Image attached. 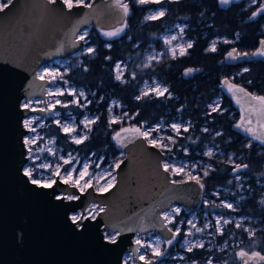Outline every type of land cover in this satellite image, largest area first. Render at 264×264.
I'll use <instances>...</instances> for the list:
<instances>
[{
    "label": "water",
    "instance_id": "1",
    "mask_svg": "<svg viewBox=\"0 0 264 264\" xmlns=\"http://www.w3.org/2000/svg\"><path fill=\"white\" fill-rule=\"evenodd\" d=\"M236 1L221 4L219 0V5L227 8ZM89 2L91 9L68 10L62 0L55 3L11 0L0 10V264H125L127 255H132L136 264H145L147 260L139 259L145 248L135 240L153 233L165 242L174 241L176 231L164 220V214L174 207L192 214L204 205V182L177 181L170 170L164 171L162 165L167 152L140 135L141 126L116 131L113 142L124 157L116 168L114 186L107 192L98 193L93 186L81 194L76 188L61 183L60 176L55 177L52 188L45 189L32 184L24 175L30 161V149L25 143L30 130L25 121L33 116L47 118L54 113L48 103L51 81L38 76L39 70L77 55L86 44V39L78 37L90 28L102 33L122 29L120 35L127 27L129 14L124 15L116 0ZM123 2L129 6L127 0ZM262 9L264 5L249 20L263 14ZM262 42L264 38L251 53L231 48L232 56L228 53L226 62L264 60V56L254 55L264 51ZM198 71L187 68L183 74L188 77ZM237 93L240 95L237 105L244 112L242 126L252 125V134L264 139V106L245 88ZM33 99H41L43 107L35 109L32 104L29 108L23 107L25 101ZM244 166L239 170L235 166L231 175L246 173L248 165ZM68 195H79L80 199H57ZM93 204L103 207L104 212L95 220L83 221L82 228H77L70 217L85 213ZM128 228L136 230L128 231ZM114 232H119L118 243L110 244L106 234ZM239 258L248 264H264V260L252 253ZM149 260L160 263L159 258Z\"/></svg>",
    "mask_w": 264,
    "mask_h": 264
},
{
    "label": "trees",
    "instance_id": "2",
    "mask_svg": "<svg viewBox=\"0 0 264 264\" xmlns=\"http://www.w3.org/2000/svg\"><path fill=\"white\" fill-rule=\"evenodd\" d=\"M127 1L129 18L125 31L109 38L91 28L89 42L96 49L94 55L83 56L82 61L72 66L66 76L77 87H84L94 93H91L93 104L100 102L97 108H87L100 115L91 137L76 145L67 142V135L58 128L51 134L58 138L60 144L66 146V150L77 152L82 158L91 154L107 157L119 153L113 138L120 129L142 124L153 125L163 118L167 122L176 118L189 121L190 130L178 138L177 144L189 153L185 155L182 150H176L178 156L189 161L206 160L208 158L204 155L205 145L211 144L225 158L229 155L241 156L244 160L246 158L248 171L241 174L249 176L248 183L253 192L242 201L237 213L256 218L259 225L264 226V148L259 147L256 141L250 147L246 146L251 138L234 127L239 113L222 88L224 80L233 77L234 82L245 84L251 92L264 95V60L241 64L226 62V56L233 47L244 53H251L258 48L264 38V13L249 20L260 7L248 4L246 0L230 4L227 8L220 7L219 0H173L162 2L161 5L167 11L162 18L144 22L147 11L154 5H140L135 0ZM177 23L186 27V36L193 42L187 56L166 58L163 62L144 69L137 67L145 50L151 45L160 48L159 36ZM215 39H220V42L217 49L212 51L210 46ZM222 39L231 42L226 43ZM118 62H126L123 83L114 78V66ZM244 66L247 69L242 71ZM187 68L199 71L186 77L183 73ZM153 78L167 85L171 96L137 98L140 86L145 80ZM218 96L223 97V111L208 113L206 106ZM113 97L121 102L123 111L128 116H133L129 124L114 123L110 126L107 122L106 108ZM208 161L212 170L201 180L205 184V193L218 187L229 186L233 189L235 177L231 173L234 167L216 157L209 158ZM260 181L263 186L257 188ZM206 209L203 205L200 211L204 212ZM217 211L221 212L218 209ZM223 213L229 212L226 210ZM228 233L237 236L241 233L248 244L254 245L253 250L264 253L263 229L257 230L249 239L242 232L230 229ZM225 238L226 236L218 238V243H223ZM224 253L226 252L217 253L216 260H220V264H240L235 252L230 253L227 262L222 257ZM218 255L222 258L218 259ZM201 257L202 254L194 255V259Z\"/></svg>",
    "mask_w": 264,
    "mask_h": 264
},
{
    "label": "rangeland",
    "instance_id": "3",
    "mask_svg": "<svg viewBox=\"0 0 264 264\" xmlns=\"http://www.w3.org/2000/svg\"><path fill=\"white\" fill-rule=\"evenodd\" d=\"M89 1L90 0H86V3ZM164 1L173 0H158L156 3L149 2L145 4L154 6H152V8L147 11L148 13L143 19L144 22L160 19L166 14V9L161 5ZM238 1L239 0H237L236 3H238ZM246 2L248 4L250 3L253 5H258L259 7L264 5V0H246ZM159 11H163L164 15L158 16L156 19H147V17L152 16ZM185 28L186 27L183 24L177 23L174 26L166 29L163 34L159 36L161 47H155V45L149 46L148 49L145 50L143 58L141 62L138 63L137 67L144 69L161 63L166 58L176 59L187 56L190 49L187 47V44L191 43L193 46V42L187 38ZM90 29L83 32L87 33L85 37L87 43L85 44V48L82 49L77 55L72 56L67 60H57L56 62L48 64L46 67H43L39 70V73L42 74V78L51 81V85L47 90L48 103L49 106L54 109V113L52 116L47 118L33 116L27 118L26 120L27 122H30L26 127L30 130L26 136V140L34 142L26 144L28 149H30V161L26 165L25 169H32L33 175L37 179L46 180L50 177L55 179V177L52 176V173L55 171L57 164L61 166V176H63L67 170L74 167L76 172L73 173V179H76L78 178V173L83 170V165L88 164V174L85 175L84 180H81V185H83L85 181L91 178V175L89 174H103L105 172H112V174L115 176L116 168L114 165L116 163H120L124 157V155L119 152L116 155H110L107 157L91 154L88 157L82 158L77 152L66 150V146L60 144L58 138L51 134L55 128H58L61 133L67 135V142H73L74 144L79 145L91 137V132L100 118L99 114L87 109L92 106L97 108L100 103L99 101H96V103L93 104L91 98L92 94L94 95V93L88 91L84 87H77L66 77L67 74H69V69L72 66L78 65L82 61L83 56L94 55L95 53V51L92 53L87 51L88 48L95 49L94 45L89 42ZM181 29H183V31H181ZM172 37L176 38L171 39ZM219 40L220 39H215L212 41L213 43L210 46V50L212 49L213 45H215V50L217 49L218 43L220 42ZM222 40L226 43L231 42L227 39ZM181 47L185 49L184 55H181ZM173 49H175L174 54L172 51ZM150 57L154 58L149 59ZM117 64L120 65L119 72L116 68ZM126 68V62H118L115 64V80L122 83L125 81L124 72L126 71ZM246 69L247 67L244 66L242 71ZM53 73H55L54 76ZM118 74L120 75L121 79L116 78ZM157 86H159V91L162 92V94H157V92L154 91ZM242 87L244 86L233 81V77L230 79L227 78L225 87L224 85L222 86L223 90L227 93V95L230 96L232 104L237 108L239 113L238 120L243 119V112L242 109L237 105V100L239 97L236 94V90L239 88L241 89ZM165 88L167 91H164ZM50 92L51 94H49ZM81 92H83L84 95H80ZM145 92H147V95H145ZM253 94L255 99L264 105V102H261L258 99L259 97L264 96L254 91ZM164 95L171 96L169 87L162 84L157 78H153L145 80V82L140 86V94L137 98ZM222 100L223 97L218 96L212 102H210V104L206 106L208 113H221L223 111L221 106ZM57 101H59V103H57ZM29 102L32 104V108L38 109V107H43L41 99L25 101L24 104ZM123 108L124 107L119 100L114 97L110 99V102L106 108L108 115L107 122L110 126H113L114 123L124 125L125 123L129 124L131 122L133 116H128V113L125 110L123 111ZM213 109L216 110L214 111ZM86 119L94 122L85 126L83 121ZM57 121H59V123H57ZM173 124H177L179 126V132L172 128ZM62 125H68L74 130L70 133H66L63 130ZM190 127L191 123L189 121H182L178 118L169 122L163 118L159 119V121L153 125L142 124L141 126L143 131L158 128L159 131L151 132L148 141L157 137H163L161 143L168 146L167 148H161L168 154L165 162L177 168L183 167V172L181 173H173L172 168H169V170L174 174L175 180H192L191 177H198L199 180H202L203 176H207L212 170V166L208 160L209 158L213 157H216L221 161L225 160L233 167L248 163V160L246 158L245 160L242 159L241 156L229 155L227 158L223 157V154L220 152V150L216 149L211 144L205 145L204 155L208 158L206 160L202 159V161H189L185 157L180 158L177 151L182 150L185 155H187L189 151H187L185 148H182L181 146H177L178 138L183 136L184 132H186L185 129H187V131L190 130ZM85 135L88 137L86 140H83L81 143L75 142L74 138L83 137ZM169 137H171V139H169ZM255 141L258 143L259 147L264 145L258 142V140L251 138L246 146L250 147ZM209 152H211V155L207 154ZM69 154H71L73 159L71 163L65 164L64 159H68ZM217 154L220 155L215 156ZM61 157L64 159H60ZM44 163L51 164L52 167L48 169L40 168L39 165ZM97 164H99V167H97ZM205 172L208 174L204 175ZM111 179V176L105 177L104 180L100 181V185H104ZM234 181L235 186L233 189L229 186H225L221 188H214L213 190L209 191V193L206 192L204 205L207 207V209L204 212H201L200 209L192 214H185L182 216V209L178 207H174L172 208V211L167 212V214L172 219V222H169V224H173L175 221H177V227L179 228V234H177L178 236L176 235V241L178 242H175L174 245L166 244L162 238L153 233L147 236L138 237L141 239L142 243L152 244L154 247H159L160 251L162 252V255L157 257L152 255L151 249L145 248L143 252L144 260L159 258V264H208V261L211 260L212 264H219V261L216 260L217 253L229 252L230 254L235 252V254L238 255L241 250L249 253L257 252L253 250L252 246L254 245H251V243L248 244L241 233H238V236L231 233L227 234V232L231 229L235 232L247 234V238L249 239L257 230H264V226L259 225V221L256 218L237 213V211L240 210L242 201L246 199L249 193L253 192L252 186L248 183L249 176L240 174L235 176ZM92 184L94 188L97 186L95 179H92ZM260 186H263L261 181L257 183V188ZM258 192H260L259 189ZM223 194L226 196L223 197ZM225 204H231L232 207H224ZM174 209H179L180 211L175 212ZM217 209L221 212H218ZM226 210L229 213L224 214L223 212ZM179 216L181 218H179ZM225 221H228V223H225ZM237 224H239L240 227H237ZM197 229H202V231H197ZM223 236H226L225 241L219 244L218 238ZM157 240H159L158 245L156 244ZM198 244H203V247H195V245ZM189 247H192L191 251L188 250ZM196 254H202L201 259H194V255ZM125 260H127V264H136L132 255H127L124 259V262ZM240 264L243 263L240 262Z\"/></svg>",
    "mask_w": 264,
    "mask_h": 264
},
{
    "label": "snow or ice",
    "instance_id": "4",
    "mask_svg": "<svg viewBox=\"0 0 264 264\" xmlns=\"http://www.w3.org/2000/svg\"><path fill=\"white\" fill-rule=\"evenodd\" d=\"M49 2L50 3H55L56 0H49ZM62 2L67 7L68 10H71L73 7H84V8H88V9L92 8V3L91 2L86 3V0H62ZM135 2L140 4V5H144V4H147L149 2L156 3V2H158V0H135ZM230 2H231V0H220L221 4H227V3H230ZM10 3H11V0H0V10H3ZM116 4H117L118 7L123 9V13H124L125 16H127L129 14V6H128L127 3H124L123 0H116ZM262 11H264V9H262ZM258 14L259 13H254L253 16L258 15ZM162 15H164V12L163 11H159V12L153 14L152 16L147 17V19H156L158 16H162ZM120 31H122V29H116L114 32H105L104 35L108 36V37H112V36L118 35L120 33ZM181 31H183V29H181ZM86 35H87V33H82V34L79 35L78 39L79 40H85ZM175 38L176 37H172L171 39H175ZM73 43H76V41H74ZM85 43H87L86 40H85ZM262 44H264V42H262ZM187 47L191 48L192 44L188 43ZM211 50L215 51V45H213ZM87 51L89 53H92V52L95 51V49L94 48H88ZM172 51H173V54H174L175 53V49H173ZM184 54H185V49L183 47H181V55H184ZM254 55H262V56H264V51H261L259 53H255ZM229 56H232V53H229ZM153 58L154 57H150L149 59H153ZM232 58L235 59V57H232ZM116 68H117V71L119 72L120 65L117 64ZM188 71L191 72L192 70L189 69ZM37 75L41 76V78H42V74L41 73H38ZM54 75H55V73H53V76ZM116 78L117 79H121L119 74L117 75ZM154 91H156L157 94H162V92L159 91V86H157V88L154 89ZM164 91H167V89L165 88ZM241 91H242V89H241ZM49 94H51V92ZM80 95H84L83 92H81ZM145 95H147V92H145ZM254 99H255V97H254ZM258 99L261 102H264V97H259ZM57 103H59V101H57ZM23 107L29 108V107H31V103L30 102L26 103V104L23 105ZM33 110H35V109H33ZM213 110L215 111L216 109H213ZM40 111H44V109H40ZM93 122L94 121L87 120V119L85 121H83L85 126H87L88 124L93 123ZM29 123L30 122L26 121L25 122V126L27 127ZM57 123H59V121H57ZM62 127H63V130L66 133H70L71 131L74 130V129L70 128L68 125H62ZM236 127L240 128L241 125L237 124ZM172 128L175 129L177 132H179V126L177 124H173ZM32 130H34V129H32ZM125 131H128V130L125 129ZM135 131L140 132L139 129H135ZM152 131H159V129L158 128L148 129V130H145L143 132H140V135H142L145 139H148L149 136L151 135ZM185 131H187V129H185ZM244 131L250 133L252 130L250 128H245ZM117 137H119V133H117ZM87 138L88 137L85 135L83 137L74 138V140H75L76 143H81L83 140H86ZM169 139H171V137H169ZM255 139L260 140V142L262 144H264V139H262L260 136H256ZM162 140H163V137H157V138L151 139L149 142L153 146H160L161 148H167L168 147L167 145H164V144L161 143ZM33 142L34 141H28V140L25 141L26 144L33 143ZM121 146H125V145L121 144ZM207 154L211 155V152H209ZM60 159H64V158L61 157ZM72 159H73V157L71 156V154H69L68 159H64V163L65 164H69V163H71ZM114 166H115V168H119L120 167V163H116ZM39 167L40 168H44V169H48V168H51L52 165L44 163V164H40ZM97 167H99V164H97ZM162 167H163L164 171H166V172L169 171L170 167L172 168L173 173H181V172H183V167L177 168L175 166L170 165L167 162L163 163ZM244 167H247V166L245 165ZM88 168H89V165L88 164H84L83 165V170L78 173V178L73 179V173L76 172V169L74 167L70 168L69 170H67L64 173V175L61 176V166L59 164H57L56 168H55V171L52 173V176L53 177L61 176V183L66 184V185H70L71 187L76 188L81 194H83L86 189L93 188L92 179H95L96 182H97V186L95 187V191L98 192V193L107 192L110 188H112L114 186V181H115L116 178L112 174V172H105L103 174H89V175H91V178L88 179L87 181H85V183L83 185H81V180H84L85 179V175L88 174ZM236 168H237V170H239L240 166L237 165ZM207 174H208L207 172L204 173V175H207ZM24 175L29 177V179H30L32 184L37 185L38 187H41V188L50 189V188L53 187V185L56 184V180L54 178H51V177L46 179V180L35 178L34 175H33L32 169H26L24 171ZM107 176H111L112 179L107 181L104 185H100V181L104 180L105 177H107ZM191 178L195 179L197 181V183H199V178L198 177H191ZM172 183H176V181H172ZM201 187H203V185H201ZM57 199L58 200L78 201L80 199V196L79 195L57 196ZM224 207L231 208L232 205L231 204H225ZM104 210L105 209L103 207H100L97 204H93V205L90 206V208L85 210V213H81L80 215H73V216L70 217V219L77 226V228H82L83 221L90 220V219L91 220H95L96 216L99 213L104 212ZM174 211L175 212H179L180 210L179 209H174ZM163 218H164V220H167L170 223L172 222L171 217L167 213L164 214ZM225 223H228V221H225ZM236 226L240 227L239 224H237ZM135 230L136 229H134V228H128V231H135ZM121 231H123V229H121ZM169 231H172V230L169 229ZM197 231H202V229H197ZM176 234H179V230H177L176 233H174V235H176ZM118 236H119V232H114V234H111V235L106 234L107 242L110 243V244H117L118 243ZM135 243L137 245H139L140 247L151 249L152 255H154V256L160 257L162 255V252L160 251L159 247H154L152 244L142 243L141 239H139V238H137L135 240ZM167 243L171 244L172 241L168 240ZM156 244L157 245L159 244V240L156 241ZM195 247H203V244L195 245ZM188 250L191 251L192 247H189ZM136 252H139V248L136 249ZM238 255L243 259L245 256H248V253L243 251V250H241L238 253ZM252 255L253 256H259V258L261 260H264V256H261L260 253H252ZM139 259L144 260V255L141 254L139 256ZM125 264H127V260H125ZM145 264H153V262L151 260H147V261H145ZM208 264H212V261L209 260ZM244 264H248V261L244 260Z\"/></svg>",
    "mask_w": 264,
    "mask_h": 264
},
{
    "label": "flooded vegetation",
    "instance_id": "5",
    "mask_svg": "<svg viewBox=\"0 0 264 264\" xmlns=\"http://www.w3.org/2000/svg\"><path fill=\"white\" fill-rule=\"evenodd\" d=\"M128 2V1H127ZM242 53H244V52H242ZM227 79V78H226ZM225 85L226 84H224V87H225ZM241 85H243L244 87H242V88H245V89H247L248 91H250L249 90V88L245 85V84H241ZM241 88V89H242ZM240 89V88H239ZM239 89H237L236 90V94H237V96L240 98V95L237 93V91L239 90ZM251 92V91H250ZM226 93V92H225ZM252 94H253V92H251ZM226 95H227V93H226ZM229 96V95H228ZM264 96V95H263ZM230 97V96H229ZM257 101V103L258 104H260V105H262V106H264L263 104H261L258 100H256ZM239 106V105H238ZM240 107V106H239ZM241 108V107H240ZM242 112H243V110H242ZM243 115H244V112H243ZM242 115V116H243ZM238 117H239V114L237 115ZM254 120H255V118L252 120V122H254ZM244 121V116H243V119L242 120H238L237 121V123L234 125V127H236V125L237 124H240L241 125V127L240 128H237L236 127V129L239 131V132H241V133H243L244 135H246L247 137H250V138H252V139H254V140H258V139H255V137L257 136V135H253L252 134V132L254 131V127L251 125L250 127H248V128H250L252 131L249 133V132H245L244 131V129L245 128H247L246 126H242V122ZM258 142H260V140H258ZM261 143V142H260ZM262 147H264V145H262ZM246 164H248V163H246ZM245 164V165H246ZM248 167H249V165H248ZM235 168V167H234ZM233 168V169H234ZM262 168L264 169V164L262 165ZM186 213L182 210V216L183 215H185ZM179 218H181L180 216H179ZM170 225V227L172 228V229H174L175 231H177V230H179V228L177 227V221H175L173 224H169ZM178 236V235H177ZM176 238V237H175ZM177 240V238L176 239H174V241H172V243L171 244H168L167 242H165L166 244H168V245H174V243L175 242H178V241H176ZM201 253V252H200ZM250 253H252V252H250ZM263 253V252H262ZM230 256V254H229V252L228 253H224L223 255H222V257H224L226 260V262H227V260L230 258L229 257ZM237 257H239L238 255H236ZM220 255H218V259H221L222 258ZM239 260H240V258H239ZM219 261V264H220V260H218ZM240 262H242L243 264H244V261H242V260H240Z\"/></svg>",
    "mask_w": 264,
    "mask_h": 264
}]
</instances>
